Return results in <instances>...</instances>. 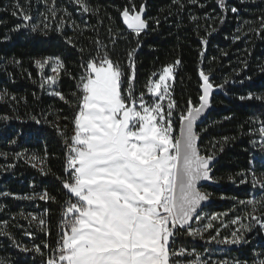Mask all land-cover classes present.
I'll list each match as a JSON object with an SVG mask.
<instances>
[{"label":"trees","instance_id":"obj_1","mask_svg":"<svg viewBox=\"0 0 264 264\" xmlns=\"http://www.w3.org/2000/svg\"><path fill=\"white\" fill-rule=\"evenodd\" d=\"M226 2L229 9L237 7L239 14L221 10L218 0H199L198 3L181 0L183 7L179 9L175 0H132L137 8L142 3L145 5L149 28L154 29L144 37V46L136 56V91L145 90L147 81L154 78L152 74L160 73L176 59L182 63L175 73L173 99L180 109L186 106L189 99L196 105L202 94L199 70L210 74L214 85H223L222 88L215 87L220 89V93L214 96L213 111L198 128L202 153L215 151L217 154L213 176L218 186L204 188L205 192L212 193L214 203L201 212L204 217L201 224L194 222L193 227H202L212 215H218L219 219L212 221L214 227L204 233V239L181 235L176 238V247H186L189 252L194 250L201 255L215 253L225 259L236 258L255 264L264 259V255H260L264 253V232L258 225L247 234L249 244L239 249L218 245L208 239L216 231L223 237L235 230L237 225L230 221L244 215L247 210L239 201L260 198L257 187L239 181L242 178L251 181L250 174L244 175L250 166L255 168L257 176L264 171L258 163L250 165V161L261 155L259 147L254 146L252 141L260 139L254 133L259 127L257 118L264 120V104L256 100L241 102L237 99L239 95L248 93L264 94V72L261 71L264 66V39L249 31L259 27L257 18L264 16V2ZM19 3L24 12L31 13L37 25L43 27L46 23L49 26L47 37L42 33L32 35L52 43L50 46L33 47L30 43L18 42V34L13 29L20 19L12 15L16 0H0V92L6 90L16 97L15 101L0 102V117H11L9 120L0 119V153L5 154L0 155V230H6L14 237L13 240L0 235V259L9 264H40L39 253L24 252L15 245L32 249L45 241L54 245L59 239L63 224L62 206L68 194L57 177L67 176L64 171L67 148L52 126L58 125L65 136L73 134L72 118L79 92L72 77L79 78L83 71L81 63L95 52L97 40L106 44L112 50L113 58L123 63L126 53L135 45V38L125 31L121 21V11L129 0H88L93 8L99 9L97 14L84 13L75 0H56V14L51 18L47 16L51 0L47 3L45 0H19ZM192 17L198 19L193 20ZM221 19H224L223 24ZM156 20L160 22L158 26ZM52 28L62 29L63 36L59 31H51ZM212 28L216 31L206 36ZM121 33L124 35L121 36ZM237 36L240 39H236ZM110 38H118L114 49ZM201 38L208 39L207 46L202 45ZM69 39L75 48L66 44ZM49 56H58L67 67V73H62L59 78L58 91L72 102L71 105L50 96L46 83L41 87L42 78L50 73L41 72L35 61ZM13 60L20 63H12ZM73 92L77 93L75 97ZM33 116L41 124H36L31 119ZM175 127L178 133L179 124ZM205 127L207 131H203ZM36 128H44L46 135L41 139L31 135ZM225 136L230 140L223 144L222 137ZM217 141L223 144V152L219 151L220 145L215 149L212 147ZM18 153L25 155L17 159ZM32 154L42 157V162L31 161ZM33 163L37 166L33 167ZM41 168L48 174H42ZM45 191L55 197V202L39 199ZM29 214L44 218L45 225L38 226L36 221H31ZM41 227L51 234L46 235ZM25 232L33 235L27 236ZM44 251L47 253L48 250Z\"/></svg>","mask_w":264,"mask_h":264},{"label":"snow or ice","instance_id":"obj_2","mask_svg":"<svg viewBox=\"0 0 264 264\" xmlns=\"http://www.w3.org/2000/svg\"><path fill=\"white\" fill-rule=\"evenodd\" d=\"M191 2L198 3L199 0ZM75 3L84 13L99 12L88 0H75ZM175 3L178 9L183 7L181 0H175ZM218 7L233 14H239L240 11L235 6L229 9L226 0H218ZM145 10L143 3L137 8L129 0V4L121 11L123 24L135 38V45L126 53L123 63L114 59L112 50L97 40L95 52L90 53L89 58L81 63L83 71L79 78L72 77L76 80L79 92L72 118L73 134L65 136L58 125L52 126L63 138L67 148L64 168L67 176L57 177L68 194V199L62 206L63 224L59 239L54 245L45 241L34 245L32 249L15 245L21 251L39 253L40 264H247L246 260L236 258L213 261L210 256L204 260H188L189 255L194 256V250L189 252L186 247H176V238L181 235L204 239V233L214 227L212 221L219 219L218 215H212L202 227H193V222L200 225L204 220L200 215L202 202L212 198L211 192L202 190V182H218L212 175L217 154L215 151L202 153L199 146L201 137L197 132L198 122L206 118L214 88H222L223 85H214L210 74H206L203 69L199 70L202 94L196 105L189 99L186 106L180 109L171 94L176 70L182 63L180 59H176L162 69L158 78H150L145 90L137 92L136 56L144 46V37L154 31L149 28L144 16ZM64 11L67 12L66 9ZM55 14L56 0H51L47 16L51 18ZM12 15L20 19V23L13 29L18 34V42H27L33 47L51 45V40L37 39L32 35L42 33L47 37L49 26L46 23L43 27L37 25L31 13L23 11L19 0H16ZM257 19L259 27L250 28L249 31L264 39V35H261L264 33V16ZM159 23V20L155 21L157 26ZM220 23L223 24L224 19ZM51 31H59L63 36L62 29L52 28ZM215 31L212 28L206 36ZM120 35L123 36L124 33ZM117 39H111L113 49ZM236 39L240 37L237 36ZM61 42L64 43L63 40ZM201 42L203 46H207L209 41L201 38ZM66 44L75 48L70 39ZM80 51L83 52V49ZM203 54L201 51L200 55ZM11 62L20 63L18 60ZM35 64L41 72L50 67L55 74L42 78V88L44 83L56 85L61 74L67 73L65 63L58 56L36 60ZM261 71L264 72V66ZM152 76L156 77L157 74L153 73ZM76 94L73 92L72 96L75 97ZM51 95L66 104L72 103L60 91H52ZM237 99L241 102L256 100L264 104V94L248 93L239 95ZM7 100L15 101L16 97L6 90L0 92V102ZM174 116L179 122L178 135L174 134ZM0 119L9 120L11 117L3 116ZM31 119L36 124H41L36 117ZM256 122L259 127L254 134L260 139L252 143L259 147L261 155L250 161V165L258 163L264 168V120L257 118ZM203 131H207V128H203ZM31 135L41 139L46 135V130L36 128ZM229 140L227 136L222 137L223 144ZM223 144L217 141L212 147L215 149L220 145L219 151L223 152ZM24 155L25 153H18L16 158L20 159ZM30 160L39 163L43 158L32 154ZM37 163L32 166L36 167ZM40 170L42 174H48L43 168ZM249 174L251 181L242 178L239 183H251L253 187L264 190V171L257 176L255 168L250 166L244 175ZM232 182L235 183L234 180ZM39 199L55 202V197L50 196L47 191ZM239 203L245 205L247 210L244 215L230 221L237 225L235 230L223 237L216 231L209 236V242L228 248L236 246L239 249L249 244L246 237L254 227L258 225L264 232V213L256 214L264 207V195L259 199ZM29 216L38 226L45 225L44 218L32 214ZM40 230L45 232L43 227ZM45 234L51 233L47 231ZM0 235L14 240L6 230H0ZM25 235L33 234L25 232ZM44 249L48 250L47 253ZM181 257L184 259L181 260ZM0 264L9 262L0 259ZM255 264H264V259Z\"/></svg>","mask_w":264,"mask_h":264},{"label":"rangeland","instance_id":"obj_3","mask_svg":"<svg viewBox=\"0 0 264 264\" xmlns=\"http://www.w3.org/2000/svg\"><path fill=\"white\" fill-rule=\"evenodd\" d=\"M54 66V65H53ZM44 71H49V73H50V75H55L54 73H52L51 72V69H50V67H46L45 69H44ZM162 72V71H161ZM160 72V73H161ZM159 74V73H158ZM158 74H157V76L156 77H154L153 79H156V78H158ZM58 84H59V80H58V82H57V84L56 85H53V86H49L47 83H46V85H47V91H48V94L50 95V96H53V95H51V92L52 91H58ZM173 86H174V83H173ZM171 94H172V98H173V87H172V89H171ZM147 99V98H146ZM165 103H166V101H165ZM173 124H174V128L176 129V125L177 124H179V122H178V120L176 119V117L174 116L173 117ZM175 135H178L179 134V132L177 133V132H175L174 133ZM258 195H259V197L261 196V195H264V190H261V189H259L258 188ZM262 211H264V207H261L260 208V211L259 212H257L256 214L257 215H261L262 214ZM211 257V259L213 260V261H217V260H220V259H225V258H222L220 255H216L215 253H204V254H199V253H195L194 252V256L193 255H189L188 256V260H204V259H207L208 257ZM181 260H183L184 258L183 257H181L180 258Z\"/></svg>","mask_w":264,"mask_h":264},{"label":"water","instance_id":"obj_4","mask_svg":"<svg viewBox=\"0 0 264 264\" xmlns=\"http://www.w3.org/2000/svg\"><path fill=\"white\" fill-rule=\"evenodd\" d=\"M144 16H145V18H147V12H146V10H145ZM121 21H122V18H121ZM123 26H124L125 31L128 32V33H130V30H127L126 29V25L123 24ZM210 80H211V77H210ZM201 92H202V89H201ZM219 93H220V89L219 88H214L213 95L211 97V107L206 112V118H202V122H198L197 132H198V128L205 122V120L208 118V116L210 115V113L213 111V108H214L213 107V99H214V96L218 95ZM199 146H200V141H199ZM217 161H218V159L216 161H214V165H216ZM212 175H213V171H212ZM202 184L204 185V187L202 188L203 191H204V188L205 187H217L218 186L215 182H211V181H209V182H202ZM213 203H214V200L212 198L209 201H207V202H202V211L205 208H207L208 206H210L211 204H213ZM193 224H194V222H193Z\"/></svg>","mask_w":264,"mask_h":264}]
</instances>
